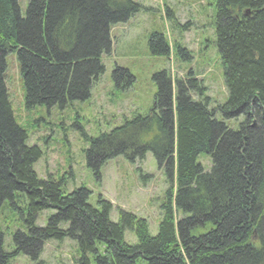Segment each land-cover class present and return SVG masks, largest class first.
Masks as SVG:
<instances>
[{"label":"trees","instance_id":"1","mask_svg":"<svg viewBox=\"0 0 264 264\" xmlns=\"http://www.w3.org/2000/svg\"><path fill=\"white\" fill-rule=\"evenodd\" d=\"M213 27L227 87L226 101L210 105L192 72L173 80L157 73L155 107L91 141L87 166L100 177L108 159L133 162L154 154L168 184L162 218L152 235L146 219L119 210L102 196L90 202L84 186L67 192L66 179H42L34 164L42 153L28 145L16 121L6 82L8 55H17L26 108L60 107L90 96L111 51V26L139 9L135 0H0V211L5 203L22 226L0 264L27 255L36 264L49 240L71 239L78 264H264V0H216ZM155 56H170L164 35L148 42ZM182 61L191 56L176 47ZM116 87H131L126 69ZM197 96L198 98H195ZM152 132V138L145 137ZM209 157L206 169L199 157ZM53 210L43 226L39 214ZM134 234L136 243L126 240ZM12 248V247H10Z\"/></svg>","mask_w":264,"mask_h":264},{"label":"rangeland","instance_id":"2","mask_svg":"<svg viewBox=\"0 0 264 264\" xmlns=\"http://www.w3.org/2000/svg\"><path fill=\"white\" fill-rule=\"evenodd\" d=\"M135 1L142 6V11L125 24L113 27L112 50L102 57L106 72L93 86L89 101L82 104L74 102V105L72 103L61 109L49 107V112L41 106L26 109L18 59L14 53L7 59L6 82L16 121L27 129L28 144L39 146L43 152L34 165L37 174L46 179L50 176L63 177L67 192L86 186L91 192V203H96L98 196L112 203L113 220L118 219V210L130 211L137 217L145 218L151 234L155 235L162 218L161 204L168 184L164 170L158 166L153 153H145L132 163L122 157L111 159L103 164L97 179L88 168L84 154L89 140L126 119L145 115L153 104L156 85L152 77L157 72L166 71L173 80L186 79L192 72L206 88L204 96L209 98L212 106L223 104L228 91L213 27L216 0ZM155 31L163 33L171 46L169 57L151 55L148 39ZM179 46L190 54L188 61H182L177 56L176 47ZM115 65L128 68L135 76L131 87L114 85L112 71ZM38 118L40 121H37ZM78 122L84 126L83 131L74 128ZM143 132H148L145 142L154 135L147 129ZM199 161L206 169L210 168L207 156H200ZM7 205L5 203L0 211V227L5 233L6 249L13 250L12 232L19 229L22 222L18 221L16 211ZM51 213V210L41 212L37 224L43 226ZM126 240L137 242L130 231L126 232ZM79 256L76 241L49 240L44 244L39 259L42 264H78ZM9 264L36 263L21 254L12 258Z\"/></svg>","mask_w":264,"mask_h":264}]
</instances>
